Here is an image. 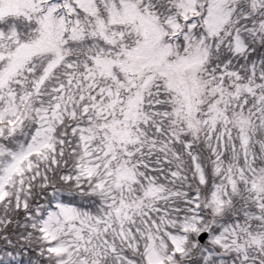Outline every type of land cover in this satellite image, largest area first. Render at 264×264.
I'll use <instances>...</instances> for the list:
<instances>
[{"label": "snow or ice", "instance_id": "1", "mask_svg": "<svg viewBox=\"0 0 264 264\" xmlns=\"http://www.w3.org/2000/svg\"><path fill=\"white\" fill-rule=\"evenodd\" d=\"M0 264H264V0H0Z\"/></svg>", "mask_w": 264, "mask_h": 264}]
</instances>
